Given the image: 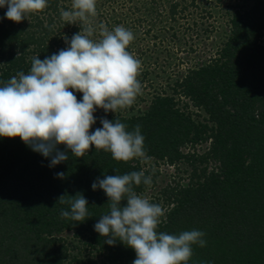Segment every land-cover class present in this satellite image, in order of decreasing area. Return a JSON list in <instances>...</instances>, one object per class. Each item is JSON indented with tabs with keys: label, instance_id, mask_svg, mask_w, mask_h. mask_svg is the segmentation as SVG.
<instances>
[{
	"label": "trees",
	"instance_id": "obj_1",
	"mask_svg": "<svg viewBox=\"0 0 264 264\" xmlns=\"http://www.w3.org/2000/svg\"><path fill=\"white\" fill-rule=\"evenodd\" d=\"M179 4L168 2L160 20L181 15L187 21L192 11L184 14L187 5ZM61 9L68 10L60 0H48L44 10L20 23L0 19V86L20 71L27 73L33 57L44 59L65 49V38L81 31L79 22H61ZM224 10L229 29L208 60L187 68L170 90L154 93L136 113L97 108L90 131L102 128V117H118L129 131L141 126L147 158L174 167L190 164L187 183L161 191L166 212L158 227L169 234L193 229L205 233L206 245L192 246L188 264H264V0L229 3ZM193 23H188L191 30ZM194 25L196 36L212 31ZM148 74L146 69L143 75ZM72 91L82 99V93ZM181 98L204 113L202 121L178 106ZM207 141L201 155L182 151L189 143ZM59 148L69 159L50 167V158L19 137H0V264H132L133 249L120 241L110 246L94 230L110 208L105 192L94 191L92 183L105 174L149 172L139 158L117 161L95 146L81 158L64 145ZM210 161L216 165L209 171L206 165H195ZM58 172L65 173L63 179ZM146 186L141 183L134 191L140 195ZM77 193L89 202L90 215L82 222L60 215L70 206L58 198ZM69 231L71 241L62 237Z\"/></svg>",
	"mask_w": 264,
	"mask_h": 264
},
{
	"label": "clouds",
	"instance_id": "obj_2",
	"mask_svg": "<svg viewBox=\"0 0 264 264\" xmlns=\"http://www.w3.org/2000/svg\"><path fill=\"white\" fill-rule=\"evenodd\" d=\"M96 4L97 0H72L70 10L61 9V18L67 24L79 21L81 31L70 40L65 38L67 48L44 59L33 57L27 73L20 71L0 86V137H19L33 151L50 158V167L69 159L59 145L80 158L92 146L109 152L117 161L147 158L140 125L129 131L118 117L114 121L102 117V128L90 131L97 122V108L117 113L133 105L142 92L138 79L142 61L128 51L134 33L123 25L112 30L100 25V38L93 39ZM47 6L48 0H0V7L7 8L5 18L16 23ZM72 90L82 93V99ZM56 176L63 179L65 173ZM141 183H152L144 171L97 178L92 189L105 192L110 211L99 217L94 230L110 246L120 241L133 249L136 259L132 264H188L192 246L206 245L205 233L195 229L178 235L158 231L166 209L134 191ZM68 196L58 198L59 203L70 206V211L61 210V217L76 222L89 217L85 196Z\"/></svg>",
	"mask_w": 264,
	"mask_h": 264
},
{
	"label": "rangeland",
	"instance_id": "obj_3",
	"mask_svg": "<svg viewBox=\"0 0 264 264\" xmlns=\"http://www.w3.org/2000/svg\"><path fill=\"white\" fill-rule=\"evenodd\" d=\"M170 1L179 2V7L187 5L184 14L192 11L191 17L187 21L181 15H177V19L172 21L167 17L160 20L159 13L164 14ZM241 1L243 0H97V15L92 18L96 31L92 38H100V25L109 30L123 25L130 29L135 36L128 51L142 61V70L138 77L142 84V92L137 96L133 105L117 112L131 114L144 109L154 93L163 91L165 88L170 90L174 79L185 74L187 68L208 60L229 29L225 6ZM60 2L67 6L68 10L71 9L72 0H60ZM217 3H220V6H216ZM206 10H209L210 13H206ZM6 11V7H0V18L8 21L9 19L5 18ZM193 21L196 22L199 29L209 26L212 29L211 33L196 36L195 32H192L195 28ZM61 22L65 23L63 19ZM188 23H193L192 30L188 28ZM173 33H176L177 37H173ZM263 41L264 36L262 37ZM146 69L150 71V74L143 75ZM185 102L187 108L183 106ZM178 106L186 112H190L195 121H202L204 113L197 110L186 98H181ZM98 110L102 111L103 109L98 108ZM208 147V141L197 142L193 145L189 143V146L182 147V151L201 155ZM139 159L142 168L147 170L152 178L151 185H147L140 195L147 197L152 203H156L155 200L159 201L157 204L163 203L160 193L168 185L188 182L192 168L189 163L180 162L174 167L149 158ZM195 165L198 168L206 165L207 171H209L216 164L210 161L207 163L196 162ZM158 197H160L159 200H157ZM163 208L165 209L164 206ZM62 237L67 241L73 239L70 231L63 233ZM92 253V257L98 259L95 257L96 253Z\"/></svg>",
	"mask_w": 264,
	"mask_h": 264
}]
</instances>
